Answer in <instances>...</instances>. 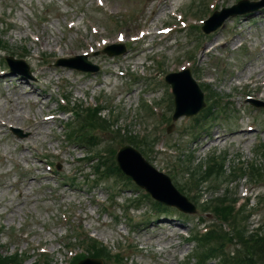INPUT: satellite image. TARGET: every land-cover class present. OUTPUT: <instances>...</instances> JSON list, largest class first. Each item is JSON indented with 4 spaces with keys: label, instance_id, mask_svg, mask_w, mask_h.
<instances>
[{
    "label": "rangeland",
    "instance_id": "374dc122",
    "mask_svg": "<svg viewBox=\"0 0 264 264\" xmlns=\"http://www.w3.org/2000/svg\"><path fill=\"white\" fill-rule=\"evenodd\" d=\"M192 2L0 0V34L10 44L8 52L22 57L33 76L24 79L11 73L2 60L5 52L0 51V249L4 255L19 252L21 264H33L45 252L52 264H70L73 255L82 250L80 246H67L70 236L76 234L74 226H79L85 231L81 236L96 237L111 247L112 253L123 254L122 262L112 258L113 263L108 260L105 264H182L194 251V243H188L185 237L205 224H219L209 213L203 215L206 222L200 223L201 209L182 217L178 211L161 214L148 199L143 200L140 209L127 210L125 198L134 189L111 202L104 185L91 187L84 181L90 167L78 158L87 148L71 145L64 137L66 121L74 120L72 116L60 111L56 118L45 119L50 123L47 127L41 121L59 111L65 95L72 103L94 104L99 94H105L107 105L120 112L122 129L138 136L157 135L152 150H139L155 168L172 177L176 188L183 185L184 178L181 171L173 169L176 154L166 151L167 142L175 141L178 147L182 145L180 139L188 142L195 159L202 163L213 151L226 152L227 167L237 159H257L256 146L264 141V107L248 100L264 102V8L232 16L217 31L205 35L190 26L193 21L200 24L202 18L187 12ZM216 2L221 9L237 0H209L204 18ZM174 11L184 17L187 27L183 28ZM167 25L171 32L157 34ZM144 27L152 34L132 42ZM119 32L126 37L128 53L110 57L101 52L104 46L120 41ZM191 52L194 60L188 57ZM82 53H88V59L98 65V72L89 74L55 65L60 57ZM39 54L43 62L37 58ZM137 58L145 64L136 67ZM186 65L198 84L208 79L224 100L230 101L229 120L224 116L209 122L205 130L197 129L195 139L189 130L198 113L180 117L172 131H167L172 119L170 123L162 119L173 113L167 101L170 87L164 84L163 76ZM21 81L22 88H15L14 84ZM144 91L147 93L143 95ZM144 101L155 107L154 113L144 107ZM107 112L105 109L103 114ZM12 127L20 128L27 136H17ZM220 133L228 137L218 140ZM103 137L104 142L112 138L108 133ZM109 143L119 146L117 141ZM51 162L60 168H49ZM69 177L77 180L75 185L64 182ZM209 183H204L203 200L216 195L213 198L217 200L228 193L229 199L236 196L243 201L247 194L251 197L250 210L255 212L249 221L251 228L262 224L264 208L254 205L264 198V182L259 186L240 179L229 183L230 190L222 194L208 189ZM129 243L132 249L124 248ZM232 249L230 245L228 250Z\"/></svg>",
    "mask_w": 264,
    "mask_h": 264
},
{
    "label": "trees",
    "instance_id": "16d2710c",
    "mask_svg": "<svg viewBox=\"0 0 264 264\" xmlns=\"http://www.w3.org/2000/svg\"><path fill=\"white\" fill-rule=\"evenodd\" d=\"M92 123H100V118L95 116L91 119ZM86 122L83 124V128L86 126ZM91 126V125H90ZM95 125L91 128H94ZM262 153L264 155V144L262 145ZM245 168H248L252 177H258L262 174V169L255 164H251L248 167H239V170L244 171ZM236 172L235 168L231 169L232 174ZM192 177L198 179L200 177H204V179H208V177L219 178L220 176L225 174L224 170V159L217 158L214 159V162L204 169L202 166L199 169L190 172ZM214 204L213 210L220 216L226 219L227 221H232V234L229 232L221 231L220 228L216 229L217 232L212 231L210 235L202 236L198 239L199 242V252L197 256L200 258V263L204 260L217 257L218 249L222 245H214L213 241L222 240L223 243L228 241L229 238L235 237H243L245 236L246 230L244 228L239 227V222L243 218H239V212L233 214V205L229 203L228 198H220ZM221 233V234H220ZM213 240V241H212ZM243 250L237 253V257L233 258L228 257L226 259L225 264H264V234L259 235L258 233L251 234L245 240H241ZM104 249H102L103 251ZM10 260L9 257H4L0 253V264H5Z\"/></svg>",
    "mask_w": 264,
    "mask_h": 264
},
{
    "label": "water",
    "instance_id": "95a60500",
    "mask_svg": "<svg viewBox=\"0 0 264 264\" xmlns=\"http://www.w3.org/2000/svg\"><path fill=\"white\" fill-rule=\"evenodd\" d=\"M259 6L262 5L261 3L258 4ZM215 16H213L211 19H209L208 21H206L205 26L203 27L204 30L206 32H210L214 29H216L219 24L222 22V20L218 21L215 25L211 26L210 23L212 22L213 18ZM183 78V73H178V74H172L167 76V79L169 81H171L173 83V85L176 87L175 90V95H176V105H177V110H176V116H178L179 114L182 113H188V114H194L196 113L202 106V94L200 93L199 89L196 87V85L194 84V92H195V96L193 97V102L192 105L189 106L188 108H186V104L183 105V97L186 94V88H183L181 86V80ZM187 78L191 80L189 74L187 73ZM184 79L186 81V73L184 76ZM136 158L138 159V154L137 153H133ZM118 159L122 165V167L126 170V172L133 176L135 179L137 178L138 174L140 173L141 169L138 167L137 163L135 162V160H131L130 158L126 157L124 152H120ZM145 166H147L145 164ZM156 175H158L159 177L163 178V180L161 182H159V185L161 187H163V190L166 188V194L167 195H172L170 197V199H166L165 196L161 195V193L154 187H150L148 185L147 181H141L145 186H147V188L152 192V194L158 198L159 200H163L168 204H174L177 205L178 207L185 209V210H189L192 209L193 210V206L190 205V203L186 200L185 197L181 196L171 185L170 180L163 176L162 174H158L155 173ZM160 190V189H159ZM190 205V207H189ZM96 264H102L100 261H96Z\"/></svg>",
    "mask_w": 264,
    "mask_h": 264
},
{
    "label": "bare ground",
    "instance_id": "6f19581e",
    "mask_svg": "<svg viewBox=\"0 0 264 264\" xmlns=\"http://www.w3.org/2000/svg\"><path fill=\"white\" fill-rule=\"evenodd\" d=\"M164 11H165V10H163L162 13H165ZM21 82H22V81H21ZM15 88H22V85L17 84V85H15ZM44 99H46V98L44 97ZM39 102H40V101H39ZM39 104H40V103H39ZM41 121H42V123L45 125V127H47V126L50 124V123H47L46 120H41ZM233 134H237V133L235 132V133H233ZM216 136H217V135L215 134V135L212 137V140H214ZM227 137H228V134L220 133V134L217 136V139H218V140H225ZM22 147H25V145L22 144ZM26 147H27V146H26Z\"/></svg>",
    "mask_w": 264,
    "mask_h": 264
}]
</instances>
